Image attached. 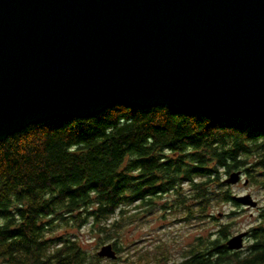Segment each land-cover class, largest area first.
Returning <instances> with one entry per match:
<instances>
[{"label": "trees", "instance_id": "1", "mask_svg": "<svg viewBox=\"0 0 264 264\" xmlns=\"http://www.w3.org/2000/svg\"><path fill=\"white\" fill-rule=\"evenodd\" d=\"M237 170L264 186V120L117 105L29 126L0 142V264H105L75 230L103 245L156 207L179 221L215 220L223 205H241L222 172ZM258 213L244 249L228 248L222 224L171 264H264V206ZM158 248L135 262L170 264Z\"/></svg>", "mask_w": 264, "mask_h": 264}, {"label": "water", "instance_id": "2", "mask_svg": "<svg viewBox=\"0 0 264 264\" xmlns=\"http://www.w3.org/2000/svg\"><path fill=\"white\" fill-rule=\"evenodd\" d=\"M117 105L264 120V0H0V142Z\"/></svg>", "mask_w": 264, "mask_h": 264}, {"label": "rangeland", "instance_id": "3", "mask_svg": "<svg viewBox=\"0 0 264 264\" xmlns=\"http://www.w3.org/2000/svg\"><path fill=\"white\" fill-rule=\"evenodd\" d=\"M224 174V179L231 174ZM244 172V171H243ZM244 173L243 180L231 185L234 194H251L259 206L256 208L244 207L236 205L234 202L227 203L215 210V220H202L201 222L179 221L178 217L172 215L171 212L165 213L167 210L160 211V207H156L153 211L142 214L140 218L131 222L127 228L122 231L120 238L116 241H109L104 244L118 242V246L122 247L116 264H137L136 254L151 252L155 254L158 246L164 247V257H169L170 264L181 262L184 259V253L201 235H208L212 231L218 230L222 224L230 225L232 235L234 236L243 231H248L252 226L259 223L260 208L264 206V186L255 182L245 184V179L250 178ZM259 178V177H258ZM223 212L222 216L219 214ZM79 234L83 245L89 251H99L103 245H99L94 234H91L87 228L75 230ZM250 240L247 239L246 246ZM148 255L147 257H151ZM105 259V264H115L112 259Z\"/></svg>", "mask_w": 264, "mask_h": 264}, {"label": "flooded vegetation", "instance_id": "4", "mask_svg": "<svg viewBox=\"0 0 264 264\" xmlns=\"http://www.w3.org/2000/svg\"><path fill=\"white\" fill-rule=\"evenodd\" d=\"M245 207V206H244Z\"/></svg>", "mask_w": 264, "mask_h": 264}]
</instances>
